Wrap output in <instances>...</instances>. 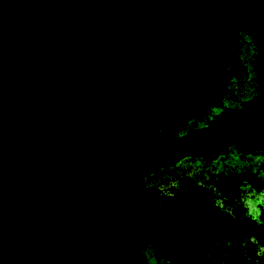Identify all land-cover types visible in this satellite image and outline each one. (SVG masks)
Instances as JSON below:
<instances>
[{
	"label": "trees",
	"instance_id": "trees-1",
	"mask_svg": "<svg viewBox=\"0 0 264 264\" xmlns=\"http://www.w3.org/2000/svg\"><path fill=\"white\" fill-rule=\"evenodd\" d=\"M184 12L183 0H22L1 12L0 42L9 40L21 51L0 56V197L9 213L16 210L12 197H27L31 223L50 237L28 239L10 220L0 230L15 224L18 231L0 238V264H80L75 251L63 253L60 210L72 199L69 185L84 190L93 182L109 183L113 174L104 172L133 157L102 134L135 144V156L150 160L211 157L220 145L254 144L255 127L243 116L218 117L210 132L196 127L200 91L185 57L190 61L200 50L180 33ZM17 14L30 17L18 30ZM183 39L182 48L173 47ZM74 145L88 161L74 158ZM141 182L127 192L140 201ZM149 208L143 227L157 240V253L169 264H200L193 241L169 238L170 208Z\"/></svg>",
	"mask_w": 264,
	"mask_h": 264
},
{
	"label": "rangeland",
	"instance_id": "rangeland-1",
	"mask_svg": "<svg viewBox=\"0 0 264 264\" xmlns=\"http://www.w3.org/2000/svg\"><path fill=\"white\" fill-rule=\"evenodd\" d=\"M21 1L0 0V14ZM183 4L185 28L180 33L195 39V47L200 50L190 61L185 57L200 91V112L193 117L196 127L210 132L215 130L218 117L243 116L255 127L254 144L220 145L211 157L185 154L150 160L135 156V144L128 146L116 136L102 134L115 149L129 151L133 157L128 165L121 166L123 169L104 172L102 176L113 174L109 183L93 182L84 190L69 185L72 199L68 205L62 202L60 210L64 216L63 253L71 255L75 251L80 264H128L114 217L120 208L129 210L137 235L151 240L143 227V218L151 210L149 207L158 206H167L174 213L169 238L185 244L193 241L200 264H264V0H183ZM15 19L14 28L18 30L30 17L17 14ZM2 34L3 29V41ZM183 42L184 39L172 45L182 48ZM20 51L9 40L0 42V56L4 60ZM123 129L135 142L128 126ZM149 138L148 146L158 140L152 136L150 142ZM79 146L72 147L74 158L88 161L85 154L81 155L85 150ZM71 158L72 155L65 159ZM29 161L26 159L25 163ZM138 179L145 187L143 196L147 195L141 201L136 194L127 193L136 189ZM31 193L33 189L28 195ZM19 197H12L16 210L10 213L2 206L0 197V227H6L11 220L22 226L20 230L26 231L24 236L28 239L48 240V233L30 221L34 213L26 209L27 197ZM69 217L76 221L69 222ZM18 226L1 229L0 238L6 232L16 235ZM41 245L44 243L38 244ZM142 263L169 264V260L157 253L155 259L144 257Z\"/></svg>",
	"mask_w": 264,
	"mask_h": 264
},
{
	"label": "water",
	"instance_id": "water-1",
	"mask_svg": "<svg viewBox=\"0 0 264 264\" xmlns=\"http://www.w3.org/2000/svg\"><path fill=\"white\" fill-rule=\"evenodd\" d=\"M114 220L117 223V237L125 248L128 264H143L144 257L154 259L157 257L155 244L137 235L133 225L134 218L129 210L120 208Z\"/></svg>",
	"mask_w": 264,
	"mask_h": 264
}]
</instances>
